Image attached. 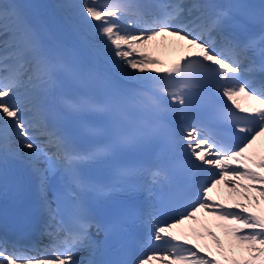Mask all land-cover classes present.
<instances>
[{
	"label": "snow or ice",
	"instance_id": "obj_1",
	"mask_svg": "<svg viewBox=\"0 0 264 264\" xmlns=\"http://www.w3.org/2000/svg\"><path fill=\"white\" fill-rule=\"evenodd\" d=\"M61 7L96 41L91 45L96 57L118 71L130 69L124 75L142 86L114 88L95 68H82L47 45L45 29L29 20L23 5L0 3V152L5 161L13 156L31 167L44 217L35 241L0 239V264H79L75 257L83 249L89 251L83 264H264V208L255 210L264 205V79L257 85V74H264V2L74 0ZM158 38H171L180 53L175 60L165 64L151 54L149 45ZM146 71L153 75L136 76ZM61 77L80 91L70 98L54 96ZM98 89L102 96L95 94ZM61 110L76 119V134L93 141L88 148L76 147L72 132L54 127ZM197 113L207 123L196 121ZM220 123L229 126L235 144L213 127ZM177 133L186 169L184 162L172 165L164 158ZM13 137L21 140L15 149ZM125 153H151L152 159L118 162ZM88 164L109 165L108 178L91 179L84 171ZM177 170L203 178L192 200L176 203L175 214L161 220L170 195L163 190ZM58 174L60 184L49 199V177ZM220 185L232 203L213 198ZM141 190L148 193L147 207L135 200ZM115 192L128 199L105 221L93 200ZM153 196L161 207L151 202ZM202 212L223 222L218 227L229 238L227 248L207 227L182 228ZM130 226L146 229L141 246L151 254L98 259L102 242L92 229L107 236L127 233ZM205 237L215 254L199 242Z\"/></svg>",
	"mask_w": 264,
	"mask_h": 264
},
{
	"label": "bare ground",
	"instance_id": "obj_2",
	"mask_svg": "<svg viewBox=\"0 0 264 264\" xmlns=\"http://www.w3.org/2000/svg\"><path fill=\"white\" fill-rule=\"evenodd\" d=\"M1 1L5 2V0ZM15 2L24 6L26 14L33 20L32 23L34 25L45 29L43 38L47 45L64 43L65 45L71 47L75 51L84 68H95L97 72L106 76L115 86L120 85L123 90H132L128 85L123 84L125 82L142 86L141 81L133 80L124 75V72H130V69L118 71L104 60L94 55L91 45L95 42H88L85 40V38L78 31V21L72 15L71 10L61 7L62 5L74 2V0H15ZM170 39L171 38H158L149 45L150 51H154L158 59L164 62L175 59L180 54L169 44ZM142 75H153V73L150 71H146L143 74L139 72L136 73V76ZM24 151L26 152L27 150L25 149ZM39 167L43 168L46 167V165L41 163ZM216 191V195L214 192L212 193L215 200H221L219 202L222 204H230L233 202L228 198V190L226 187L222 186L220 189L218 187ZM262 208H264V205H261L255 210L259 212ZM233 210L238 211V209ZM221 223L223 222L217 221L202 212L198 214L197 222L189 221L183 225L182 228L186 229L189 227L202 230V228L207 227L216 233L222 243H224L225 248H227L229 241L223 240V229L218 227ZM94 239L99 241L100 237L96 236ZM200 242H207L209 245H212L211 241L207 237ZM160 254L163 255L162 252ZM79 255L85 256V258L80 261L83 264L89 256L88 249H83ZM152 264H160V262L153 261Z\"/></svg>",
	"mask_w": 264,
	"mask_h": 264
},
{
	"label": "rangeland",
	"instance_id": "obj_3",
	"mask_svg": "<svg viewBox=\"0 0 264 264\" xmlns=\"http://www.w3.org/2000/svg\"><path fill=\"white\" fill-rule=\"evenodd\" d=\"M11 144H13L14 145V147H18L19 146V144L18 143H11ZM17 144V145H16ZM218 188V187H217ZM217 188L213 191L214 192V194L216 195V190H217ZM219 201H221V200H219ZM223 234H224V231H223ZM210 240V239H209ZM223 240H225V241H229V238L228 237H226L225 236V234H224V239ZM211 241V240H210ZM200 242V241H199ZM201 244H208L209 245V243H205V242H200ZM234 243V242H233ZM209 247L212 249V252H213V254L215 253V246L214 245H209ZM234 251H235V253H236V255L237 256H239L240 255V249L239 248H236V249H234ZM148 254V253H147ZM146 254V255H147ZM164 254V253H163Z\"/></svg>",
	"mask_w": 264,
	"mask_h": 264
}]
</instances>
